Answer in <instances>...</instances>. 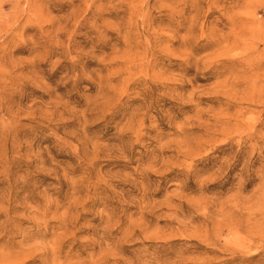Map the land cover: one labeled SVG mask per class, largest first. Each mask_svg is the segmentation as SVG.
<instances>
[{
  "label": "rangeland",
  "instance_id": "obj_1",
  "mask_svg": "<svg viewBox=\"0 0 264 264\" xmlns=\"http://www.w3.org/2000/svg\"><path fill=\"white\" fill-rule=\"evenodd\" d=\"M0 264H264V0H0Z\"/></svg>",
  "mask_w": 264,
  "mask_h": 264
}]
</instances>
